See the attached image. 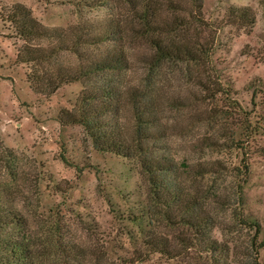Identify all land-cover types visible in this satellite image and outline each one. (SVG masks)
Segmentation results:
<instances>
[{
	"label": "rangeland",
	"instance_id": "obj_1",
	"mask_svg": "<svg viewBox=\"0 0 264 264\" xmlns=\"http://www.w3.org/2000/svg\"><path fill=\"white\" fill-rule=\"evenodd\" d=\"M158 1L157 20L180 28L143 31L141 0H0L1 206L17 212L0 222V264H264V0ZM15 4L59 35L19 37ZM154 41L203 54L162 57ZM102 59L115 68L81 73ZM57 69L77 79L48 93ZM105 84L88 104L132 155L58 121ZM191 212L200 231L181 221Z\"/></svg>",
	"mask_w": 264,
	"mask_h": 264
},
{
	"label": "trees",
	"instance_id": "obj_2",
	"mask_svg": "<svg viewBox=\"0 0 264 264\" xmlns=\"http://www.w3.org/2000/svg\"><path fill=\"white\" fill-rule=\"evenodd\" d=\"M167 7H168V2ZM165 3V4H166ZM158 0H141L132 10V18L134 21H136L141 27L143 31H171L176 30L177 28H180L183 25L182 23H179L178 18L173 19L172 21H158L155 17V7L160 5ZM164 4V5H165ZM10 15L7 16V19L9 22H11L15 27V33L24 39V37L27 36H37V37H51V36H57L59 33L56 29H48L46 26H43L40 24L37 20L33 19L30 14L29 10L22 4H15L11 6L9 9ZM238 20H242L244 18L251 19V14H249L247 8L243 7L239 9L236 12V16ZM154 51L159 53L162 57L171 58L175 60H194V59H201V55L203 54L202 46L196 43L194 46L196 49V54L190 49V47L185 43H179V42H168L162 44L160 41H154L153 42ZM57 49H64V44L62 42H59V44L56 46ZM54 51H48V55L52 54ZM43 53V51H39V55ZM46 53V52H45ZM46 54H43L45 56ZM193 55H198L196 58H193ZM16 58L20 62H24L27 60H34L36 58L28 57L27 59H22L20 57V54H17ZM114 61L108 60V59H102L95 62H90L87 64V66L84 68V70L81 72L82 74L94 72V71H101L106 69H113L115 68V64H113ZM116 63V62H115ZM67 75L64 73L63 70L57 69L55 71V77L58 78V81H52L48 80L47 87L50 88L47 90L48 93L54 91L61 83H66L68 81L77 79L76 77H66ZM136 87H132L134 89ZM108 87L107 84L104 85V87H97L91 90H82L79 98H78V104L77 111L75 113L68 112L67 110H61V113H65L63 118L60 117L58 119L59 123H79L81 124L89 136L92 139V142L97 149L100 150H111L117 154L123 155V156H129L132 155V151H135L137 149L133 150V147L131 144L127 143L125 140H122L121 137L118 135V133H107L100 132L99 129H103V125H100V120L97 118L99 114L102 113V109H97L96 106H90L89 100L96 98L97 95H100L101 97H105L108 95ZM136 90V89H134ZM136 91H139L137 88ZM105 110V108H104ZM138 120H141L142 116L140 115V111L135 113ZM142 121V120H141ZM137 126V129H144L143 127ZM147 165V164H146ZM151 167L157 170H163L162 166L158 162H154L151 164ZM166 168V167H165ZM9 183L8 182H0V222L3 224H9L12 222H16L17 218L14 216L16 210L14 209H7L4 211L3 207L1 206L3 202V197L6 194V191L8 190ZM195 204H192L191 206H194ZM17 213V212H16ZM202 216L190 213L186 218H181V221L192 226L193 228L197 227L199 230L200 228V222H203ZM251 227L256 228L255 224H250ZM200 231V230H199ZM257 233V230H255ZM150 238V237H149ZM147 238L145 241L147 245H150L151 249H159L158 245H163L161 241H156L153 237L150 239ZM149 239V240H148ZM203 250L206 252H212L218 250V245L215 240H209L208 242L204 241L202 244ZM16 250V248H14ZM12 250V249H11Z\"/></svg>",
	"mask_w": 264,
	"mask_h": 264
}]
</instances>
